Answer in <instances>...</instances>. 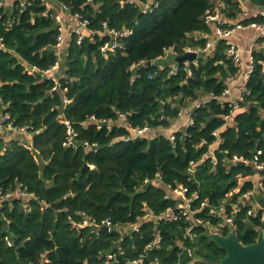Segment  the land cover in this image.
I'll return each mask as SVG.
<instances>
[{"label":"trees","instance_id":"obj_1","mask_svg":"<svg viewBox=\"0 0 264 264\" xmlns=\"http://www.w3.org/2000/svg\"><path fill=\"white\" fill-rule=\"evenodd\" d=\"M156 1L157 7L144 12L149 0H53L96 32L104 22L117 30L133 28L122 39L124 48L107 57L99 46L109 36L97 33L87 34L81 44L72 34L58 56L60 25L47 0L0 6V114L9 115L13 128L1 125L32 135L31 144L0 135V264H130L142 255L143 264H218L226 254L211 239L210 229L223 221L217 214L221 206L230 214L240 196L255 190L251 179L237 178L239 173L253 175L255 167L225 163L234 155L264 161V50L253 51L254 71L242 82L250 94L234 110L225 102L229 97L222 96L227 78L239 71L227 55L228 40H220L207 54V38L191 36L211 33L205 16L215 8L214 0ZM220 1L228 16L239 11L238 0ZM251 22L264 23V16L242 21ZM169 47L178 55L187 47L200 53L189 65L178 64L172 74L171 64L155 62ZM59 60L65 68L60 88L53 89L55 82L43 72ZM135 66L142 67L135 72ZM214 95L222 99H212ZM203 98L207 101L195 110L194 124L176 131L174 140L163 134L125 140L132 128H170L183 107ZM120 114L127 115L128 127L119 124ZM66 121L77 132L75 147L65 145ZM84 141L99 149L87 148ZM87 163L95 167L86 171ZM181 185L188 188V197L198 193L194 209L206 201L195 215L204 224L143 219L149 210L160 214L175 207ZM235 188L239 191L229 196ZM17 189L27 196L5 198ZM256 189L263 204L264 190ZM55 202L57 208L52 207ZM251 203H242L235 214L237 235L245 245L255 243L264 230L263 210L247 216ZM106 219L111 231L96 226ZM136 223L138 231L121 230ZM188 227L194 239L185 237ZM157 231L160 244L147 251ZM222 232L228 235L230 228L223 226ZM180 240L193 250L192 262ZM108 253H116L117 260H108ZM195 257L203 261L195 262Z\"/></svg>","mask_w":264,"mask_h":264},{"label":"built area","instance_id":"obj_2","mask_svg":"<svg viewBox=\"0 0 264 264\" xmlns=\"http://www.w3.org/2000/svg\"><path fill=\"white\" fill-rule=\"evenodd\" d=\"M19 1L22 5L26 4V0H19ZM13 2H14V0H0V6L6 8V7L11 6ZM125 2L133 4L135 2V0H125ZM157 6H158V1H156L154 3L148 2L146 4H143L142 10L144 12H149V11H152ZM60 9L64 14H65V11L68 10V8L64 5H62L60 7ZM259 15L264 16V10H262ZM74 17L78 20V25L72 34L76 35L78 44H81L86 39L87 34L93 35V34L97 33L100 35L109 36V41H107V42H105L99 46L100 53L106 57L109 56L110 54H114L117 51V49L124 48L122 39L131 36L134 32L133 28H123L121 30L110 28L107 25V22L103 23V30L102 31L96 32V31L88 28V26H87L88 21L80 20L78 15H75ZM63 18H64V16H63ZM56 19L60 25V34L58 36V43H57L56 50H57V55L60 56L62 54L64 47L67 46V44L69 43V41H68L69 36L64 29V21L62 20V17L59 14H56ZM205 21H206V23H208L210 25L216 24L217 29L215 31V37L211 41L207 42L206 47L203 49V51L204 52L209 51L210 48L214 45V43H218L222 39H227L228 44H229V47L227 49V55L231 58L232 62L236 65H240L242 62V51L237 46V44H235L231 40L234 33L238 30L243 29L246 26H251V27L256 28V29H261L262 27H264V23H257V22H251L248 25L243 24V23H237L234 26H230V25H228L227 19L224 18V16L221 13V10L219 8H214L213 10L209 11L207 13V15L205 16ZM0 40H1V38H0ZM92 42L95 43V41H92ZM0 48H3L2 44L0 45ZM185 51H186V53L196 51L198 53V55L200 53V49H194L191 47L185 48ZM177 56H180V55L177 54L176 49L174 47H169L165 50L164 56L162 58L171 57L173 59V58H176ZM190 63L191 62H185L186 65H189ZM60 64L61 63L59 60L51 68H49L43 72L44 76H46L48 79H51L55 82V86L53 87V89H59L60 88V82H59V74L60 73L58 74V72L61 69ZM171 66H172L171 73L172 74L177 73L179 70L178 63L173 62ZM253 71H254V57H253V54H251L250 55V63H249L248 68L246 69V71H244L243 73H240V74L238 72L235 76H230L227 78L226 82L228 83V87L225 89L222 96H224V97L228 96L229 97V99L226 98L225 102H229L228 103L229 106H231L234 110H237L240 107V103L244 102V100L246 99V96H248L250 94V90L247 87V85H244V88L241 91V93L238 95V97L233 98L231 96L232 89L230 87V83L234 82L235 80H238V81L246 84L249 81ZM155 74H157V72H155ZM151 76L152 75L150 74L148 77H151ZM222 96L219 97V96L214 95V96H212V99H216V98L222 99ZM65 101H68V100L65 98ZM206 101H207V99L204 100V98H203L202 100L194 101L190 105L183 107L181 109L179 119L187 116L186 125L187 126L193 125L194 124L195 110L197 108L201 107L202 105H204ZM119 117H120L119 118V122H120L119 124H121L124 127H128L129 122L127 121V115L126 114H120ZM229 118L230 117L227 116V119H229ZM8 119H9L8 114L2 115L1 119H0V124L5 123L7 125V127L13 128V127H11L12 124L10 122H7ZM65 123L67 125V132H68V137H67V141H66L65 145L66 146L70 145V146L75 147L76 145H78V143L76 142V139H75L77 136V132L75 131V129L73 128V126L70 124L69 121H66ZM104 123L107 124V122H104ZM111 125H112V123L109 122V126H111ZM17 129L20 132H26L24 128H17ZM131 130H132V133L129 137H127L125 139L126 141L131 140V139H138V138L150 139L151 137H153L157 134H162V133H159L160 130H162V128L157 129V128H153L150 126L136 127V128H132ZM214 134H217V131H215ZM165 136H167L171 140L175 139L174 133L169 134V135H165ZM29 144H31V143H29ZM83 144L87 148L91 146L92 150H98L99 149L97 144L90 145V143L88 141H84ZM28 147H30V146H28ZM258 152H259L258 154L262 153V151H258ZM212 157H213L212 163L215 165L217 163V159L214 155ZM235 162L254 165L255 173L253 175H243L242 173H239V174H237V178H238L239 182H243L245 180L251 179L254 182V184L257 186V188H259L261 191H263L264 190V184H263L264 161H258L257 157L254 160L248 161L247 159H244L241 156L234 155L229 160V163H225V165H227V167H229L232 163H235ZM194 166H195V163L191 162V167L189 168L190 172H194ZM90 167L94 168L95 166L90 164ZM254 179H255V181H254ZM256 186H255V190H248L247 192L244 193L243 196H240L237 203L232 204L233 210L230 214L226 212L225 206H221V208L219 209L217 214H218V216L223 218V221H221L217 227L210 229V235L220 234V235L228 236L231 233L237 234V226L235 224V214L240 210V205H242L243 201L246 202L247 200H249V202H252L251 204L253 205V207H251L247 211V216L256 215L259 210H263V213L261 214V220L264 221V205H262L260 203V201H255V204H254L253 200H252L255 198V193L257 191ZM237 191H239V188L233 189L228 195L232 196L233 193H235ZM187 192H188V188L181 185L178 193H176L177 195H179L180 201L178 202V204L175 207H170V208L166 209L165 211L161 212L160 214H154L152 211L149 210L148 213L143 217V219L146 216H152L157 221L177 222L180 219H184L185 222H189L190 225H192V226H195L198 224H204L203 219H201L200 217H196L195 215H196V213H198V211L201 210V208L203 206H205L207 204L206 201L201 203V206L199 209H194L192 206V203L194 200L199 198V195H198V193H193L191 196L188 197ZM14 194L19 195V196H27L26 192H24L23 190L17 189L15 192H9L8 194H6L5 198L13 196ZM244 220H246V219H244ZM85 224H87V222H85ZM88 224H93V221H89ZM78 226H80V225H78ZM96 226H98V227L108 226L109 231H111L113 228L110 219H106V220L102 221L100 224H96ZM223 226H228L230 228V232L228 235H226L222 232ZM121 230L124 232V234L129 233L132 230L138 231L139 230V224L136 223L132 226L122 227ZM261 232L264 233V230H262ZM185 237L186 238L188 237L189 239H194V235L190 231L189 227L186 229ZM160 241H161L160 231H157L154 239L150 243L147 244L146 250L150 251V250L154 249L156 246H158V244H160ZM9 243H11V242L9 241ZM179 244L183 248V252L185 251V254L187 255V257H189V262H192L193 259L191 257L193 256L192 255L193 250L189 247H186L182 240L179 241ZM107 259L115 261V260H117V254L116 253H108ZM143 263H144V257L142 255L139 258L131 261L130 264H143Z\"/></svg>","mask_w":264,"mask_h":264},{"label":"crops","instance_id":"obj_3","mask_svg":"<svg viewBox=\"0 0 264 264\" xmlns=\"http://www.w3.org/2000/svg\"><path fill=\"white\" fill-rule=\"evenodd\" d=\"M152 1L154 0H149L150 3ZM47 2L49 4L52 2L50 4L52 5L51 8H54L55 10L59 9L55 5L53 0H47ZM238 2H239V11L235 14L234 17H231V16H228V14H226L224 10L222 9L224 7L223 3L220 0H214L215 8H219L221 10L222 15L224 16L225 19H227L228 25L230 26H234L237 23H242V21L249 19L251 17L259 16L260 12L264 10V4H262L259 0H238ZM63 16L65 19L64 21L66 22L65 26L67 25L66 27H64V29L68 33V36H69L68 41H70L71 34L73 33V31L78 25V20L74 16H71L70 14H67V13H65ZM216 29H217V25L211 24V33L195 32L191 36L196 39L205 37L207 38V42H208V41H211L215 37ZM231 40L235 44H237V46L242 51V62L238 66L239 68L238 72L240 74L246 71V69L248 68L249 63H250V55L253 54V51L264 50V27H262L261 29H256L251 26H246L243 29L236 31L234 35L232 36ZM216 45L217 43H214V45L210 48L209 51H206V53L211 54L213 51L212 48H215ZM164 59L166 58L161 57V58H158L155 62L156 64L161 65V66L166 65L168 63L172 65L173 62L171 63V60L165 61ZM174 59L175 58H173V60ZM64 64L65 62H62L60 64L61 69L58 72V74L61 72L62 68H65ZM230 87L232 89L231 96L233 98H236L241 93L244 86L242 82L235 80L234 82L230 83ZM0 119H1V114H0ZM186 119H187V116L181 119L175 120L170 128H167V129L162 128V130H160L159 133H162L164 135H169V134L175 133L178 130L184 129L186 126V121H187ZM3 128L5 127L0 124V131L3 130ZM20 134L21 135H17V137L15 138H22L28 143L32 142L31 134L27 132H20Z\"/></svg>","mask_w":264,"mask_h":264},{"label":"water","instance_id":"obj_4","mask_svg":"<svg viewBox=\"0 0 264 264\" xmlns=\"http://www.w3.org/2000/svg\"><path fill=\"white\" fill-rule=\"evenodd\" d=\"M94 43H90L91 50ZM198 53L196 51L187 52L184 55L177 56L175 61L178 64L185 62H193L197 60ZM152 61H148L145 64L150 65ZM142 66H135L134 71L138 72ZM30 70H34L35 67L29 65ZM243 164V163H242ZM91 169L87 163L84 166V170ZM264 205V203H263ZM52 207L57 208V203H53ZM100 230L109 231L108 226L99 227ZM211 239L214 240L220 247L226 250V254L221 258L218 264H264V233L260 232L257 241L253 244H243L236 233H231L228 236L220 234H212Z\"/></svg>","mask_w":264,"mask_h":264},{"label":"rangeland","instance_id":"obj_5","mask_svg":"<svg viewBox=\"0 0 264 264\" xmlns=\"http://www.w3.org/2000/svg\"><path fill=\"white\" fill-rule=\"evenodd\" d=\"M52 3V2H51ZM50 3V4H51ZM52 5H50V7H51ZM59 9H57L56 10V12H57V14H59L61 17H62V20L64 21L65 19L63 18V12L61 11V9H60V7L59 6H57ZM67 13V12H66ZM67 14H69V13H67ZM65 24H66V22L64 21V27H66L65 26ZM67 33V32H66ZM68 34V33H67ZM165 61H169V60H171V63H172V61H173V59L171 58V57H168V58H166V59H164ZM0 135H5L4 137L7 139V138H12V137H17V135H21L20 134V132H18L17 130H15V129H13V130H7V129H5V128H3V130H1L0 131ZM19 137V136H18ZM253 200V203L255 204V201H258L259 200V194L258 193H256L255 194V198L254 199H252ZM193 255V254H192ZM191 258H193V256L191 257ZM193 261V260H192ZM195 262H202L203 261V258L202 259H198V258H196L195 257V260H194Z\"/></svg>","mask_w":264,"mask_h":264}]
</instances>
